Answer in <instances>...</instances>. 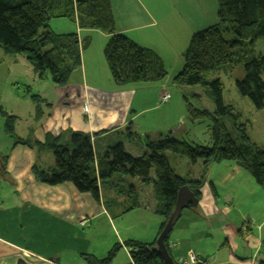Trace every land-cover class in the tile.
Masks as SVG:
<instances>
[{"label":"trees","instance_id":"trees-1","mask_svg":"<svg viewBox=\"0 0 264 264\" xmlns=\"http://www.w3.org/2000/svg\"><path fill=\"white\" fill-rule=\"evenodd\" d=\"M218 1V22L193 33L183 53V67L174 79L179 85L211 87L216 106L213 112L197 108L186 97L192 120L211 118V144L193 143L171 133H160L153 139L146 137L147 148L139 155L131 153L123 141H118L109 144L98 156L91 135L79 130L72 131L64 144L51 134H47L44 141L30 135L19 136L14 142V146L21 143L41 151L52 150L54 163L34 166L35 175L50 185L73 183L80 192L90 193L98 203L103 202L112 218L141 206L139 193L136 186L128 182L125 189L130 203L116 214V207L121 206L118 196L112 197L102 189H114L119 181L127 183L124 178L127 176L154 184L156 213L164 217L161 230L152 242L125 241L131 249L130 264H165L155 247L156 240L175 208L179 189L188 185L200 200L210 165L232 161L264 187V149L251 141L245 125L239 123L240 114L235 108L225 104L220 79H208L211 72L223 65L242 68L244 76L236 81L238 91L249 97L256 107L264 109V52L257 50L258 41L264 38V0ZM55 17H77L81 28L111 34L104 55L117 85L162 82L167 78V66L154 49L117 31L110 0H0L1 49L9 55H23L40 78L49 76L54 84L66 85L72 73L81 68L82 51L89 42L81 47L77 33L53 32L50 22ZM35 97L39 99L40 96ZM0 115L4 117L5 133L13 135L18 116L10 114L3 106H0ZM226 118L239 128L236 136L224 122ZM130 125L129 135L133 138L135 134ZM167 151L186 155L193 164L203 161L204 175L199 179L180 175L172 166ZM194 207L183 209L182 215L186 209ZM170 236L171 233L165 242L173 256ZM122 246L115 243L105 257L93 254L84 257L89 264H110ZM262 260L259 264H264ZM18 264L26 263L19 261Z\"/></svg>","mask_w":264,"mask_h":264},{"label":"crops","instance_id":"crops-1","mask_svg":"<svg viewBox=\"0 0 264 264\" xmlns=\"http://www.w3.org/2000/svg\"><path fill=\"white\" fill-rule=\"evenodd\" d=\"M110 2L117 31L127 34L142 46L154 49L162 57L166 66L169 63L165 60V56L173 64L182 65L183 67V53L188 47V39L195 31L205 28L210 23L209 20H202L203 18L211 15L213 19L210 20L214 23L218 22L215 21L216 17L212 15V10L209 9L211 3L214 7L217 5L216 0L213 2L212 0H110ZM74 19V23L71 20L70 24L64 22L65 27H61L59 23L61 32L51 30L59 34L77 33L79 39L89 40L88 46H85L82 51V73L78 72V75L81 76L79 83L87 82V84H84L83 90L76 87L67 88V85L63 87L66 91L65 94L62 89L55 90V98H50L52 99L50 105L53 106L54 113L49 114L53 119L49 129H46L42 124L40 125L38 122L39 115L36 113L35 127L28 128L26 131L28 133L23 136L32 135L35 139L44 141L47 134H51L59 137L61 141L66 135L65 137L68 138L66 141H68L72 131H83L93 137L96 133L106 130L102 135H98L95 141L96 150L103 153L109 144L122 140V137H108L130 122L139 133V136L133 137L134 141L138 140L141 149L145 148V151L147 147L145 141H142L143 137L150 135L152 137L153 134L158 136L160 133L165 132L164 129H155V127H150L149 124L138 123L137 119L138 116L156 106L158 95L167 89L166 84L162 83L161 88L157 91L144 90V92L151 93L150 98H147V93L138 96L137 88L131 86L135 84L125 85L127 88L118 90L119 85L114 82L109 66H107V70L101 59V50L110 40L111 34L97 29L81 28L77 17ZM163 24L165 27H163ZM181 33L184 35L182 43L180 41ZM178 34H180L179 38L174 39ZM91 35H93V38ZM4 55L9 60V64H15L19 60L22 64L23 57L21 55ZM5 61L3 59L2 63L5 64ZM30 75L35 81H40V76L34 69H32ZM110 80L116 86L114 90L106 88L105 82ZM26 84L30 85L29 83ZM104 88L108 91H105ZM77 91H80L81 94H78ZM58 93L64 95L60 96ZM27 94L32 95L33 101H37V97L33 95L39 94L37 91L31 93V88H29ZM44 98L47 101L46 97ZM105 99H110V104H108L109 109L106 116H103ZM80 100L84 103V109L89 111L82 118L83 122L77 121L75 115L70 113L71 102L77 103ZM135 103L137 109L132 110L131 105L134 106ZM169 106L170 101L166 104V108ZM14 110L17 109L14 108ZM9 111L17 115V112L10 109ZM131 112L133 113L131 114ZM19 118L20 116H18V120ZM162 126L173 130L171 123ZM107 130H110V132H107ZM0 133L1 137L5 134L4 119L3 123H0ZM5 152L7 154L0 157V175L5 174L2 168L8 167L9 172L14 175L18 183L16 184L19 191H16L17 195L15 194L16 199L13 203H8L10 197L6 200L4 196H0L1 202L4 203L0 204V264H18L19 261L26 264H89L84 257L86 254L97 256V253L99 258L103 257L115 243L123 245L117 253L122 257H115L116 259L114 258L112 264L116 262L130 264L132 261L129 254L130 247L126 246L125 241L133 239L141 242H152L159 234L164 217L162 215L158 216L156 207L153 208L148 203L152 200L149 197L147 202H141V206L118 217L122 219V223H119L123 227L120 228L118 225L115 227L110 242L92 244V240V243L87 245L90 233L97 229L99 221H102L104 225L107 222L109 226L110 221L116 223L115 218L111 217L104 203H98L90 193L80 192L73 183L50 185L41 181L34 173V166L54 163L52 155L45 159V151L28 145L14 146L13 143L10 153L9 147H6ZM193 165L199 167V169L196 172L189 171L188 174L199 179L205 173L203 161L199 160ZM247 173L232 161H221L210 165L209 169L206 170V182L201 189L199 203L192 208L193 214L186 219V222L190 223V221L195 222L200 217L204 218L206 229L198 231L197 234L203 235V239L206 237L211 239L209 236H212V241L217 245L214 253H216L218 261L215 264H255L262 259L264 261V204L255 205L256 203H254L259 195H264V187L257 184L256 181V184H254L250 180V190L239 191V186L242 184L240 180L243 179L245 174L246 179L249 180V173ZM151 176H154L153 172H151ZM126 181L128 182V180ZM142 183L145 184L140 178H132V184L135 186L139 185L141 187L143 186ZM102 191L108 193L105 189H102ZM137 192L139 193L138 190ZM240 194L244 204H237V196ZM252 196H254L250 202L252 208L250 206L245 207V204L248 203L245 202V199ZM7 204H10L9 211H12L10 217L8 212L1 208ZM235 211L240 215L238 225L233 223L231 219V214ZM138 212L141 213V216H134ZM151 213L154 215L153 217ZM146 217L150 219L148 230L145 233H138V226L142 223L147 226ZM127 219L132 223H129ZM85 221L89 222L83 224ZM214 222L218 224V228L223 234L222 239L218 240V235L214 233ZM31 225L38 233V237L36 236L32 241L28 237L23 238L26 228ZM94 226L95 229L93 230ZM245 227L249 228L246 232L244 231ZM237 228H239L240 234H237ZM82 229H85L84 232H82ZM86 233L87 237L85 238ZM182 236L194 242L193 237L187 233L179 235V237ZM46 238L49 239L48 245L45 244ZM174 240L170 238L172 250H175V247L179 245L178 240ZM58 241H62V243L59 245ZM188 249L193 248L189 247L174 251L176 258ZM44 250L53 251L47 253ZM49 254H52V256H48Z\"/></svg>","mask_w":264,"mask_h":264},{"label":"rangeland","instance_id":"rangeland-1","mask_svg":"<svg viewBox=\"0 0 264 264\" xmlns=\"http://www.w3.org/2000/svg\"><path fill=\"white\" fill-rule=\"evenodd\" d=\"M213 1H215V0H212V2ZM216 2H217V5L215 7H214L213 3H211L209 5V9L212 10V12L210 10L209 11L212 13V15H215V17H216L215 21H218L219 1L216 0ZM176 15H177V13H176ZM177 16H179V14ZM169 17H171V16L169 15ZM210 19H213V16L211 17V15L210 16L208 15L202 19L204 21L209 20V22H210L205 27H208L212 24H215ZM52 20H53V22H50V24L52 25V27L50 29H52L53 31H56V32H61L60 26L58 25L59 23L61 24V27H65L64 22L70 24V20H71V22L74 23L75 19L55 17V18H52ZM163 27H165L164 24H163ZM159 28H161V27H159ZM160 31L162 32V30H160ZM192 35H191V37H192ZM179 36H180V34L175 36L174 39H178ZM91 37L93 38V35H91ZM183 37H184V35L182 34L180 37L181 43H182ZM191 37L188 39L187 46L189 45ZM78 40H79V45L81 47L84 46V44L87 41L89 42L88 39L82 40V39H79V37H78ZM106 45L107 44H105V46L101 50V59L103 60L105 66L108 70V67H107L108 63L106 65L107 60H106L105 55H104V49H105ZM257 48H258L257 49L258 52L259 51L264 52V38L260 39L258 41ZM4 54H6V53L0 47V106L2 105L3 108L6 111H8L9 113H10L9 109L17 112V115L20 116V118H19V120L16 121V125H14L15 128L13 130V132H14L13 135L10 136L7 133H5L1 137V133H0V157H2L4 154H7V152H5L6 147H9V153H10V149H12L13 143L16 140H18L17 137H19V136L24 137L23 135L25 133H28V132H26L28 128H30V127L34 128L35 127V125H36V123H35L36 113H38V115H39L38 122L40 123V125L42 124V126H44L46 129H49L51 123L53 122L52 116H49V114L54 113L53 112L54 109H52L53 106L50 105V104H52V99H50V98H55V90H57V89L64 90L63 87H66L67 85H68L67 88L76 87L79 90H81V89L83 90L84 84H87V82L79 83L81 76L78 75V72L82 73V66L80 69H77L72 73V75L70 76L69 83H67L66 85H63V86H59V85L54 84L49 76L44 77V78H39L40 81H38V80L35 81L33 79V77L30 75L33 67H32V65H30V63L27 61V59L23 55H21L23 57L22 58V60H23L22 64H21L20 60L15 64H9V60L7 59V57H4L5 56ZM3 59L6 60L5 64L2 63ZM165 60L169 64L167 65L168 76L164 81H162V82H158V81L157 82H140V83H136L135 85H131L132 87L137 88L138 96H140V94H142V93H147L148 94L147 98H150L151 93L150 92H144V90L145 91H157L161 88L162 83H165L167 86V89L164 92H162L160 95H158V99H157V102L155 104L156 106L151 108L150 110H148L146 113H143L140 116H138L137 122L138 123L142 122L144 125L149 124L150 127H155V129L156 128L164 129L165 133H171L172 135H174L178 139L188 140V141H192L193 143H198V144H211V132L209 131V127L213 124L211 118L206 117V118L198 119L196 121L192 120L188 114V111H187V100H186V97H187L191 101V103H193L197 108L209 109L213 112L216 109V106H215V103L213 100V94H212L211 87H206L204 85H179V84L175 83V80H174L175 76L179 72V69H182L181 68L182 65L178 66V65L173 64V62L166 56H165ZM243 76H244V72H243L242 68H240V67L235 68V67L230 66V65H223L218 70L211 72L208 75V79L209 80L220 79V81L223 83V100H224L225 104L226 105H232L235 108V112L237 114H240L239 123H242L245 125V127L247 129V133L249 134L251 141L253 143L257 144L260 148L264 149V109H260V108L256 107V105L253 103V101L249 97L242 95L238 91L236 81L238 79H242ZM26 83H29L30 85H28ZM105 85H106V88L109 90H114L116 88V86L114 85V82L112 80L106 81ZM29 88H31V93H36V91H37V93H39V94H33V95H39V96L41 95V98L39 97L40 99L37 98L36 99L37 101H33L32 100L33 98H31L32 95L27 94V90ZM117 88H118V90H124L127 87H125V85H124V86H119ZM107 89L104 88L105 91H108ZM167 91L170 92V95H171L170 98L171 99H169L168 101H163L162 96L164 94H166ZM63 93L65 94L66 91L64 90ZM63 93L62 94L58 93V95L63 96L64 95ZM77 93L81 94L80 91H77ZM195 95H197V97ZM44 97H46L47 101H45ZM169 101H170V106L166 108V104ZM108 104H110V99H105L104 100L105 106L103 108V113H104L103 116H106V114L108 112L107 111L109 109ZM88 106H89V103H88ZM54 107H55V105H54ZM84 107L85 106H84V103L82 100L78 101L77 103H75L74 101L71 102L70 113L74 114L75 118L79 122H83L82 118L84 117V115L89 113V111L85 110ZM14 108L17 110H14ZM56 108H57V106H56ZM157 108H159V109H157ZM131 109L132 110L137 109L136 103L134 106L131 105ZM57 110H59V109H57ZM92 110H93V108H92ZM132 113L133 112H131V114ZM10 114H12V113H10ZM3 119H4L3 116L0 115V123H3ZM224 122L226 123L229 130L235 131V136L237 135L238 132H240L239 128H236V127L231 125L232 121L229 118L224 119ZM166 123H171L173 130H171L170 128H167L165 126H162V125H165ZM129 125H130V122L119 130H116V131L112 130L115 132L113 134H111L108 138L122 137V140H123L127 150L130 151L131 153L135 154V155H139L144 151L145 148H142L143 149L142 150L141 146H140V142L138 140L134 141V139L130 137V135H129L130 130L128 127ZM130 126H131V131L135 134L134 137L139 136V133H137V131L133 128V126L132 125H130ZM108 131L110 132V130H107V132ZM103 132H106V130H103V131H100L99 133H96L95 136H93V137L91 136L92 141H93V145H94V149H95L98 156L102 153L99 152L98 150H96V147H95L96 142L95 141H96V137L100 134L102 135ZM63 135H65V134H63ZM65 136L62 138L63 140H61L62 144H64L65 141L68 139ZM149 137H151V135ZM154 137H157V135L153 134L151 138L153 139ZM31 139L34 140L33 138H31ZM145 140H146V137H143L142 141L144 142ZM118 141L119 140H117V142ZM113 143L114 142H112L111 144H113ZM19 145L24 146V144H21V143H19ZM145 145H146V143H145ZM166 154L169 157V160H170L172 166L177 171V173H179L185 177H191L192 176L191 174H188L189 171L196 172V170L199 169V167H194L193 163L190 162L189 158L186 155L177 154V153H174L172 151H167ZM50 155L53 156V151L52 150H46L45 151V159H47V157L49 158ZM6 168H7V171H6ZM6 168L5 167L2 168L3 171L5 172V174H3L4 176L0 175V196H4L6 200L10 197L8 203H13L16 199V195H17L16 191H19L17 189L18 183L16 182L14 175L11 172H9L8 167H6ZM248 176H249L248 177L249 180L246 179V174L244 175L243 179L240 180L242 182V184L239 186V191L248 190V189L250 190V188H249L250 187V180H252V182H254V184H256L255 179L249 174H248ZM124 178H126V180H128V182L130 184L132 183V177L127 176ZM128 182L124 184L122 181H119V185L117 184L114 187V189H109V188L107 189L105 187V189L108 190V194L110 196H112V197L120 196L118 198V200L120 202L118 200L117 201L121 204V206L116 207L117 213H118V211L119 212L123 211L124 208L126 207V205H129V203H130L128 198H127L126 189H125L127 187L126 184H128ZM142 184H143V186H141V187L139 185L136 186V189L140 193L139 202L140 203L145 202V201L147 202L149 197H151L152 200L148 201V203H150V205L153 208H154V206L156 207L157 200H156V195H155L156 191L154 188L155 187L154 184L152 182L145 183V184L142 183ZM105 186H106V184H105ZM4 192H6V193L4 194ZM253 197L254 196H252L251 198L245 199V202H248L245 204V207L250 206L252 208V204L250 202H251V199ZM254 203H256L255 205L264 204V195L263 194L259 195V197L255 199ZM0 204L2 205L4 203L0 202ZM237 204H244L242 197H241V194L239 196H237ZM9 206H10V204H7L1 208L5 209L8 212V215L10 217V214L12 211H9ZM191 214H193L192 208L186 209L184 211L182 217L179 219V221L177 222V224L175 225V227L173 228V230L171 232V236H170L171 239H175V240L177 239L179 242V245L175 247V250L171 249V252L174 256V259H176V254L174 251H178V249L184 250V249H187L189 247H192L193 249H188L186 252H188L189 250H193L194 252H196L197 254L202 256L203 259H207L208 261L211 262V264H215L216 261H218V257L216 256V253H214L217 245H215V243L212 241V236H209L211 239H209L207 237L205 239H203L204 238L203 235L200 236L199 234H197L198 231H200L202 229H206V224L203 221V219H204L203 217H200V219H202V220L197 219V220H195V222L194 221H190V223L186 222V219ZM142 215L147 216L145 214H142ZM134 216L139 217V216H141V213L140 212L135 213ZM151 216L153 217L154 215L151 213ZM158 216H161V215H158ZM118 217H119V215L115 218L116 223L114 221L113 222L110 221V226L108 225L107 222L104 225V223L102 221H99V225H98L97 229L94 232L90 233V237L88 236L89 239H88L87 245L89 243H92V240H93L92 244H94V243L106 244L107 242H110V237L112 236L111 234L115 230V227L117 225L120 228L123 227L120 224V223H122V221H121L122 219L118 218ZM146 218H147V226L144 223H142L140 226H138L137 227L138 233L147 232V230H148L147 228H148V225L150 223V219L148 217H146ZM237 218H238V220H237ZM231 219H232L233 223H235L236 225H238L240 223V215L238 214L237 211H235L231 214ZM127 220L129 223H132L131 221H129V219H127ZM86 222L87 221H85L83 224H85ZM213 225H214V229H215L214 233H216L218 235L217 239L218 240L222 239L223 234H222L221 230L218 228V224H216L214 222ZM88 226H87V228H89ZM181 227H183V229H181ZM184 227H185V229H184ZM247 228L248 227L244 228L245 232L248 230ZM94 229H95V226H94L93 230ZM84 230L85 229H82V232H84ZM93 230H91V231H93ZM42 233H43V231L41 232V234ZM181 233H187L188 235L192 236L194 239V242H193V240H189L187 237H183V236L179 237V235ZM37 234L38 233H37L36 229L32 228V225H31V226L26 228L25 235H23V238L28 237V239H31V241H32L36 236L38 237ZM237 234H240L239 228H237ZM84 237L85 238L87 237V233L85 234ZM78 241H80V240H78ZM45 242H46L45 244L48 245L49 239L46 238ZM58 243L60 245L62 243V241H58ZM56 247H58V246H56ZM53 250H48V251L44 250V251L49 253V252H52ZM130 250H129V254L131 255ZM120 254H121V252H120ZM96 255H97L96 257H99L97 253H96ZM48 256H52V254H49ZM105 256H103V257H105ZM121 257L122 256H120V255L116 256V258H121ZM131 263H132V261H131ZM110 264H112V263H110ZM114 264H119V263L116 262Z\"/></svg>","mask_w":264,"mask_h":264},{"label":"water","instance_id":"water-1","mask_svg":"<svg viewBox=\"0 0 264 264\" xmlns=\"http://www.w3.org/2000/svg\"><path fill=\"white\" fill-rule=\"evenodd\" d=\"M199 203V199L195 195L194 191L188 185H184L179 189L176 205L173 212L168 217L165 226L156 240V248L163 258L165 264H178L175 262L173 256L169 253L165 240L169 237L176 222L182 215V211L190 206H196ZM202 264V263H197Z\"/></svg>","mask_w":264,"mask_h":264},{"label":"built area","instance_id":"built-area-1","mask_svg":"<svg viewBox=\"0 0 264 264\" xmlns=\"http://www.w3.org/2000/svg\"><path fill=\"white\" fill-rule=\"evenodd\" d=\"M170 97H171V95L167 92L166 94H164L162 96V100L168 101L170 99ZM175 262H177L178 264H197V263L211 264L210 261H208L207 259H203L202 256H200L199 254H197L193 250H189L185 254H180L175 259ZM257 262L255 264L259 263V262L258 263Z\"/></svg>","mask_w":264,"mask_h":264}]
</instances>
